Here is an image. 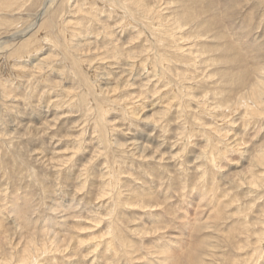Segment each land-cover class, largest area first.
<instances>
[{
	"label": "rangeland",
	"instance_id": "rangeland-1",
	"mask_svg": "<svg viewBox=\"0 0 264 264\" xmlns=\"http://www.w3.org/2000/svg\"><path fill=\"white\" fill-rule=\"evenodd\" d=\"M15 2L0 263L264 264V113L217 108L264 81V0Z\"/></svg>",
	"mask_w": 264,
	"mask_h": 264
},
{
	"label": "bare ground",
	"instance_id": "bare-ground-1",
	"mask_svg": "<svg viewBox=\"0 0 264 264\" xmlns=\"http://www.w3.org/2000/svg\"><path fill=\"white\" fill-rule=\"evenodd\" d=\"M15 1H17L18 2V0H0V10L1 9H4V8H9V7H11L13 4H15L16 2ZM17 4V3H16ZM6 11V10H5ZM3 22V21H2ZM179 22V21H178ZM177 22V23H178ZM181 24V23H180ZM179 24V25H180ZM69 25V24H68ZM181 26V25H180ZM66 29H67V27H66ZM69 31V30H68ZM80 32V31H79ZM67 37H69V36H67ZM191 39V38H190ZM69 40V39H68ZM42 42V41H41ZM23 43H25V42H23ZM67 43V42H66ZM34 44V43H33ZM25 45V44H24ZM27 45V44H26ZM25 45V46H26ZM41 45L42 44H40V47H41ZM8 46V45H7ZM31 46V45H30ZM1 47V46H0ZM11 47V46H10ZM19 47H20V45H19ZM23 48V47H22ZM27 48V47H26ZM33 48V47H32ZM32 48H31V50H32ZM42 48V47H41ZM2 49V48H1ZM0 49V50H1ZM21 49V48H20ZM22 50V49H21ZM25 50V49H24ZM38 50H39V47H38ZM2 51V50H1ZM18 51V50H17ZM23 51V50H22ZM22 51H20L19 53H21ZM32 51H34V50H32ZM12 52H13V50H12ZM11 52V53H12ZM25 52V51H24ZM29 52V51H28ZM31 52V51H30ZM38 52V51H37ZM33 53V52H32ZM35 53V52H34ZM13 54H14V52H13ZM18 54V53H17ZM23 54V53H22ZM25 54H27V53H25ZM28 55V54H27ZM14 56H16V55H14ZM22 56V55H21ZM13 57V56H12ZM17 57V56H16ZM19 57V56H18ZM25 58V57H24ZM83 58V57H82ZM19 59V58H18ZM22 59H23V57H22ZM25 60V59H24ZM79 60L81 61V59L79 58ZM26 61V60H25ZM85 61V60H84ZM84 61H82V63L84 62ZM86 62H87V59H86ZM81 63V64H82ZM12 66H13V64H12ZM25 67V66H24ZM22 69V68H21ZM94 69V68H93ZM19 70V69H18ZM17 70V71H18ZM4 71V70H3ZM87 71V70H86ZM94 72H95V70H94ZM88 74V73H87ZM102 75V74H101ZM89 76V75H88ZM87 76V77H88ZM95 76V75H94ZM97 78V77H96ZM100 78V77H99ZM98 78V79H99ZM97 81V80H96ZM95 81V82H96ZM101 81V80H100ZM99 81V82H100ZM109 81V78H108V80H107V82ZM98 82V81H97ZM98 82V83H99ZM122 82V81H121ZM118 84V83H117ZM93 85V84H92ZM99 86H102V85H99ZM97 87V86H96ZM117 88V87H116ZM100 89V88H99ZM104 90V89H103ZM114 90V89H113ZM75 91H76V89H75ZM74 91V92H75ZM99 91V90H98ZM97 91V92H98ZM105 91V90H104ZM73 92V91H72ZM77 92V91H76ZM83 93V92H82ZM2 94L4 95V96H8L7 95V92H5L3 89H2ZM76 95H78L77 93H75ZM82 95V94H81ZM75 96V95H74ZM84 96V95H83ZM79 98H82V97H79ZM83 98H85V97H83ZM83 100V99H82ZM126 106V105H125ZM243 106H246V108L249 110V114H252V115H255V114H257V113H264V81H257V82H255L252 86H251V88H250V90H249V92H247L245 95H242L238 100H237V102L236 103H234L233 105H229V106H225L224 108H222V106H218L217 108L218 109H222V111L224 112V113H228V114H231L233 111H235L236 110V108H238V107H243ZM54 121V120H53ZM47 125H49V124H47ZM29 129H30V127H29ZM33 131V130H32ZM36 131V130H35ZM40 131V130H39ZM38 131V132H39ZM78 153V152H77ZM254 162V161H253ZM256 163H259V164H261V165H264V151L260 154V156H256ZM109 171V170H108ZM110 173V172H109ZM111 174V173H110ZM109 175V174H108ZM110 178V177H109ZM109 180H111V179H109ZM110 182V181H109ZM107 184V183H106ZM111 186H113V185H111ZM113 188V187H112ZM111 188V189H112ZM105 191H107V189L105 190ZM103 194V193H102ZM101 194V195H102ZM141 204V203H140ZM152 206V205H151ZM20 235H22L21 233H20ZM19 235V236H20ZM52 237V238H51ZM51 239H52V243L53 242H55V246H56V243L58 244V242H61L62 240H60V238L59 237H57V236H52L51 235ZM17 238V237H16ZM37 237L36 236H29L28 237V240L24 243V245H23V249H22V251H23V254H21L22 255V257L24 258L25 257V259L20 263V264H32V261L34 260V259H36V253H38V244L39 243H37L36 242V240H38V239H36ZM23 239V238H22ZM10 240H12V239H10ZM9 240V241H10ZM14 240V239H13ZM18 240V239H17ZM24 240V239H23ZM40 240V239H39ZM16 241V240H15ZM19 241V240H18ZM11 242V241H10ZM24 242V241H23ZM64 243V242H63ZM62 244V243H61ZM61 244H59V246H61ZM51 245V244H50ZM11 246V245H10ZM54 246V247H55ZM58 246V245H57ZM16 247V246H15ZM21 247H22V245H21ZM54 249V248H53ZM55 249H57V247H55ZM12 254V253H11ZM10 254V255H11ZM9 255V256H10ZM20 255V256H21ZM13 256V255H12ZM21 257V258H22ZM0 258H2V257H0ZM20 258V259H21ZM3 260H4V258H2ZM19 259V260H20ZM10 260L12 261V257H10ZM10 260H5V261H3L2 263H0V264H10L11 263V261ZM18 260V261H19ZM2 261V260H1ZM13 262V261H12Z\"/></svg>",
	"mask_w": 264,
	"mask_h": 264
}]
</instances>
